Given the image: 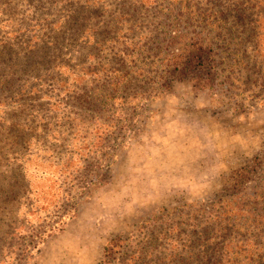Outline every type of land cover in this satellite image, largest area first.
<instances>
[{"label": "rangeland", "instance_id": "1", "mask_svg": "<svg viewBox=\"0 0 264 264\" xmlns=\"http://www.w3.org/2000/svg\"><path fill=\"white\" fill-rule=\"evenodd\" d=\"M239 24L245 28L255 26L253 39L264 62V0H0V186L18 180L13 158L21 150L22 142L49 129L48 123L61 118L60 103L67 101V97H75L92 86L83 69L102 75L112 69L114 60L124 50L137 58L145 53L144 45L146 51L159 52L163 50L159 49L163 33L168 32L169 26H177L190 36L193 30L198 31V37L214 43L215 53H221L224 62L236 63L240 68L239 65L247 63L249 51L241 44L242 36L248 39L250 33L241 35ZM231 41L240 45L228 50L223 48ZM98 82L99 77L94 79V85ZM178 82L184 87H178ZM261 97L254 105L238 109L225 98L219 101L209 91L193 87L188 80L172 78L169 89L149 102L141 114L139 131L118 151L111 173L121 168L133 170L132 166L136 165L134 171L145 180L152 175L150 165L168 148L170 138L176 134V122H167L170 106H176L181 114L215 119L237 133L247 130L259 134L264 131V121L254 118L264 113ZM241 98L247 99L246 95L238 94L232 103ZM180 131L183 134V129ZM256 158L263 162L264 169V147L257 151L254 147L237 146L223 156L203 154L191 172L185 169L174 177L181 186L187 184L196 190L203 187L204 172L224 163L227 172L203 198H191L173 190L160 203H150L154 200L150 191L139 197V202L133 195L123 210L115 213L114 222L106 223L96 214V239L91 248L69 252L66 245L61 247L60 241L65 234H76L83 220L81 213L98 185L79 203L64 230L44 240L30 264L42 260L41 252L52 264H70L75 257L92 259L97 246L101 264L103 249L111 239L127 236L143 220L162 209L211 202L230 188L232 171L253 166ZM24 168L25 182L42 181L44 168L37 167L35 162L26 163ZM260 175L245 190V198L258 203L254 210L258 216L264 215L261 201L264 172ZM151 183L154 187L155 180ZM247 224L240 228L233 243L221 249L212 244L198 246L201 239L196 235L191 248L181 254L182 264H264V227L252 229ZM253 234L259 236L251 243L243 242Z\"/></svg>", "mask_w": 264, "mask_h": 264}, {"label": "trees", "instance_id": "2", "mask_svg": "<svg viewBox=\"0 0 264 264\" xmlns=\"http://www.w3.org/2000/svg\"><path fill=\"white\" fill-rule=\"evenodd\" d=\"M240 28L241 35L250 33L248 39L242 36L241 44L249 51L240 68L224 62L214 43L198 37V31L190 36L169 26L159 48L163 50L146 51L144 45L145 53L137 58L124 50L102 75L83 69L92 86L67 97L60 103L61 118L22 142L13 158L18 180L0 186V264H30L44 240L64 230L79 203L111 173L118 151L139 131L141 114L169 89L172 78L188 80L238 109L254 105L259 96L264 99V62L253 39L255 26ZM238 45L231 41L223 48ZM98 77L100 83L94 85ZM237 93L247 99L232 103ZM29 162L44 168L37 184L25 182L24 165ZM262 163L256 158L253 166L232 171L230 188L211 202L162 209L127 236L111 239L101 264H182L181 254L191 248L196 235L201 239L198 246L221 249L235 241L244 224L264 227V215L254 213L258 203L245 198L246 186L264 172Z\"/></svg>", "mask_w": 264, "mask_h": 264}, {"label": "clouds", "instance_id": "3", "mask_svg": "<svg viewBox=\"0 0 264 264\" xmlns=\"http://www.w3.org/2000/svg\"><path fill=\"white\" fill-rule=\"evenodd\" d=\"M178 87L184 86L178 82ZM254 119L264 121V113H258ZM173 121L176 122L175 137L170 138L168 148L150 165L152 175L145 180L142 174L134 171L136 165L132 166L133 170L121 168L105 175L81 213L83 220L77 226L76 234H65L60 241L61 247L66 245L69 252L80 251L82 247L91 248L96 239V214L99 213L106 223L114 222L115 213L123 210L127 199L133 195L139 202V197L150 191L154 196L150 203H160L164 196L173 190L186 193L191 198H203L211 191L213 183L227 172L224 163H218L204 172L201 181L203 187L196 190L187 184L181 186L174 177L185 169L191 172L196 161L205 153H219L223 156L237 146L254 147L257 151L264 147V131L259 134L247 130L237 133L215 119L181 114L176 106H170L167 122ZM180 129H183V134ZM195 170L199 171L198 168ZM152 180H155L154 187ZM40 255L42 260L38 264H52L50 259L44 258V252ZM99 261L100 249L97 246L94 258L75 257L70 264H99Z\"/></svg>", "mask_w": 264, "mask_h": 264}]
</instances>
